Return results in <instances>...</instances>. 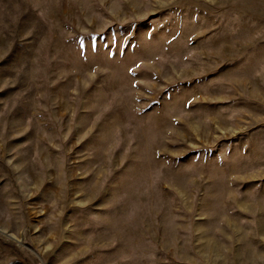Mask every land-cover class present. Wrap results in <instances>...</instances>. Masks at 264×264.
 Segmentation results:
<instances>
[{"label":"rangeland","instance_id":"obj_1","mask_svg":"<svg viewBox=\"0 0 264 264\" xmlns=\"http://www.w3.org/2000/svg\"><path fill=\"white\" fill-rule=\"evenodd\" d=\"M0 264H264V0H0Z\"/></svg>","mask_w":264,"mask_h":264}]
</instances>
